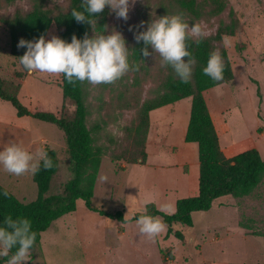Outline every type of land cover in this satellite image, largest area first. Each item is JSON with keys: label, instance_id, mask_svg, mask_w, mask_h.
Returning a JSON list of instances; mask_svg holds the SVG:
<instances>
[{"label": "rangeland", "instance_id": "1", "mask_svg": "<svg viewBox=\"0 0 264 264\" xmlns=\"http://www.w3.org/2000/svg\"><path fill=\"white\" fill-rule=\"evenodd\" d=\"M65 1L52 0L50 6L62 5ZM32 5L33 0H19L10 8L3 5L0 13L11 15L16 8L28 11ZM169 5L170 0H136L129 19H117L115 15L107 34L113 29L122 33L130 56L137 44L136 33L145 31L148 24L163 13L169 15ZM230 11L240 20V30L234 37H224L219 46L227 50L234 80L206 91L205 96L217 105L222 103L226 111L217 119L223 118L227 123L237 150L254 145L253 149L264 158V1L228 0L227 10L221 16L208 21H186L190 25L200 23L204 37H209L216 34L221 18L228 21ZM141 22L143 27H139ZM53 35L58 36L55 25L51 26L46 39ZM150 53L148 76L142 72L136 77L129 71L115 83L90 85L87 92L91 113L88 126H98L93 136L96 145L104 149L101 181L92 204L110 214L122 212L124 217L127 215L126 220L154 205L151 201L158 210L174 214L177 202L173 200L187 198V194L173 188L178 174L165 173L175 171L173 168L158 169L154 162H151L153 166L146 165L149 133L144 146L134 142L132 130L138 123L139 110L145 101L161 94L157 76L162 77L160 70L168 73L171 68L161 66L160 57L152 48ZM61 75L28 74L20 60L11 54L9 32L0 24V76L8 83L10 91L18 90L20 101L31 112L61 115ZM127 90L131 105L128 108L123 106L124 100L118 99V95ZM184 125V120L179 121L178 133ZM168 128L166 125L159 129L162 140ZM10 143L21 144L33 153L41 148L57 152V172L49 195L61 192L71 179L64 132L55 125L19 117L9 102L0 100V150ZM35 173L15 176L0 165V184L20 201L30 203L38 196ZM192 218V227L176 225L167 237L165 225L159 236L149 239L139 233L136 222L123 226L117 220L89 210L79 201L75 212L55 221L43 233L40 246L29 255L27 264H264V179L252 195L219 198L211 210L193 213ZM175 232H181L184 240L177 239Z\"/></svg>", "mask_w": 264, "mask_h": 264}, {"label": "trees", "instance_id": "2", "mask_svg": "<svg viewBox=\"0 0 264 264\" xmlns=\"http://www.w3.org/2000/svg\"><path fill=\"white\" fill-rule=\"evenodd\" d=\"M17 1L19 0H0V10L3 5L10 8ZM51 1L33 0L32 8L28 11L16 8L11 15L0 13V24L9 32L11 54L14 57L20 60L19 57L27 51L26 47H18L21 38L32 41L38 40L41 35L47 37L52 25L56 26L58 36L70 43L73 35L79 39H83L85 33L89 37L95 33L106 35L110 29L111 20L115 16L110 7H106L102 13L91 17L92 25L78 23L71 12L73 9L83 10L82 0H66L62 5L50 6ZM227 7L228 0H170L169 15L183 14L185 20L189 19L192 22L203 19L208 21L221 16ZM164 15L167 14L163 13L161 17ZM240 26V20L235 16L234 11H230L228 21L222 18L219 20L215 35L203 36L199 43L189 40V50L196 60L190 81L183 83L172 68L168 73L160 70L162 77H157L161 85V94L155 99L145 101L139 110L138 123L134 126L132 134H134V142L144 146L150 130L151 111L185 99L191 100L190 121L185 141L198 145L199 193L196 197L178 200L174 214L164 213L155 205H149L143 212L126 220L122 212L110 214L93 206L92 200L104 149L96 145L97 140L93 136L99 129L98 126L93 128L88 126L91 113L87 92L91 84L87 81L83 83L77 81L75 85L69 84L62 74L63 111L60 116H57L52 112H31L20 101L18 90L10 91L8 83L0 76V100L9 102L19 117H31L55 125L64 132L72 175L61 192L49 195L51 181L57 172L58 159L55 150L46 149L53 161V167L46 170L41 162L39 170L36 171L34 181L38 187V196L35 201L24 203L0 184V227L4 226V220L8 216L13 219L28 218L31 221L32 230L37 233L35 245L30 252L32 255L40 246L43 233L55 221L75 212L79 201H83L89 210L122 224L136 222L142 214L159 217L168 228V237L173 233L176 225L192 227L193 213L211 210L217 199L227 196L245 198L252 195L264 179V158L256 149L242 152L231 158L226 157L221 149L219 136L204 96L206 91L234 80L233 67L227 50L219 44L223 42L224 37H234L240 30ZM144 47L143 41L137 42L129 56L132 60V63L129 60L130 65H139L138 71L131 70L136 77L142 72L146 76L150 74L149 57L145 58L142 54ZM148 50L151 52L150 46ZM215 50L220 51L225 64L222 81H214L203 73L210 54ZM128 93L129 90L118 95L119 100H124L123 106L126 108L131 106ZM5 191L8 192L7 197L3 194ZM174 236L181 241L184 240L181 232H175ZM15 251L16 248H13L8 257H0V264H7V260Z\"/></svg>", "mask_w": 264, "mask_h": 264}, {"label": "clouds", "instance_id": "3", "mask_svg": "<svg viewBox=\"0 0 264 264\" xmlns=\"http://www.w3.org/2000/svg\"><path fill=\"white\" fill-rule=\"evenodd\" d=\"M135 3L136 0H82L83 10L73 9L71 15L78 23L92 25L91 17L110 7L117 19L127 21ZM139 27H143V22ZM204 35L200 23L190 25L183 14H167L153 19L145 31L136 33L135 39L138 43L143 41L145 45L142 49L143 57L152 55L148 50L150 46L160 57L162 67L170 66L183 83H188L196 63L189 50L188 41L195 40L199 43ZM18 47L27 48L26 53L19 58L20 64L28 74L36 72L63 74L72 85L77 81L81 83L87 81L91 85L112 84L129 71L139 70V65H130L126 40L122 33L115 29L107 35L95 33L89 37L85 33L83 39L73 35L70 43L56 35L51 39L41 35L38 40L32 41L21 38ZM224 68L223 57L219 50H215L210 54L203 73L214 81H222ZM41 162L46 170L53 167L52 159L42 148L33 153L21 144L10 143L0 150V165L3 166L4 171L15 176L35 173L39 170ZM3 194L5 197L8 196L7 191ZM136 224L139 233L149 239L156 238L165 230L161 218L148 214L140 215ZM36 238L37 233L32 230L28 218L13 219L8 216L4 220V226L0 227V257H8L10 251L16 248L15 253L7 260V264H27Z\"/></svg>", "mask_w": 264, "mask_h": 264}, {"label": "crops", "instance_id": "4", "mask_svg": "<svg viewBox=\"0 0 264 264\" xmlns=\"http://www.w3.org/2000/svg\"><path fill=\"white\" fill-rule=\"evenodd\" d=\"M226 85V84H223ZM222 86V85H220ZM218 87V86H217ZM213 89V88H212ZM205 96V93H204ZM210 115L217 130L220 146L227 158L234 157L242 152L255 148L254 145L245 146L237 150V147L230 139V129L223 118L217 119V116L223 115L226 110L223 109L222 103L209 101L205 96ZM191 114V100L185 99L174 104H170L159 109L153 110L150 113V130L147 141V166H153L151 162L158 164L159 169H171L175 171L166 170L165 173L178 174L176 183L173 188L179 192L187 194L188 197H196L199 193V150L197 143H187L185 141L186 132L188 129ZM185 121L184 128L180 133L176 130L179 121ZM173 124L175 126H173ZM169 126L162 140L159 129L162 126ZM225 141V143H223ZM257 150V149H256ZM102 166L100 167L98 178L95 185H100ZM157 173L155 174V176ZM169 184V183H168ZM169 186V185H168ZM94 190V196L96 191ZM179 196H182L181 194ZM177 200V201H176ZM180 197H176L173 202H178ZM155 205V202H152ZM150 203V204H151ZM177 204V203H176ZM176 212V211H175ZM123 226H125L123 224ZM122 226V228H123ZM168 232V230H167ZM167 232L165 235H167ZM125 235L124 228L121 230V236Z\"/></svg>", "mask_w": 264, "mask_h": 264}]
</instances>
